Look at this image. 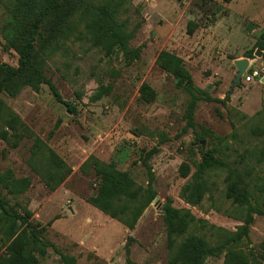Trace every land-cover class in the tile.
I'll list each match as a JSON object with an SVG mask.
<instances>
[{
	"label": "rangeland",
	"instance_id": "1",
	"mask_svg": "<svg viewBox=\"0 0 264 264\" xmlns=\"http://www.w3.org/2000/svg\"><path fill=\"white\" fill-rule=\"evenodd\" d=\"M126 8L122 19L128 30L137 28L130 47L140 49L139 58L128 62L121 53L108 56L89 43L70 41L48 61L46 70L63 103L55 100L46 85L38 92L24 88L15 97H2L24 128L17 138L10 137L9 143L0 138V173L10 169L16 178L31 181L30 188L11 203L31 211L32 220L46 227L43 240L75 257L77 264H169L162 219L167 198L172 199L173 207L188 209L195 218L216 227L234 231L242 224L238 210L223 196L221 175L211 177V196L206 195L201 205L190 206L179 198L189 177L180 178L178 167L189 159L190 147L199 159L198 148L216 146V140L196 142L192 130L183 132L188 96L155 65L162 50L181 57L194 84L211 97L224 99L230 93L225 107L214 102L198 104L196 132L202 127L225 138L229 147L225 154L231 160L264 146V132L253 134L264 131L263 59L254 55L264 30V0H129ZM4 14L0 2V27ZM189 21L196 25L191 36L186 32ZM250 51L249 68L259 76L249 83L242 78L230 91L236 73L233 61L246 58ZM0 61L16 66L17 55L0 47ZM142 83L155 91L152 103L140 100ZM101 86H110V92L99 96ZM64 103L75 107L76 113L71 114ZM160 135L165 137L163 143H159ZM36 140L58 154L71 170L54 191L29 165ZM156 146L158 151L147 164L157 195L134 229H127L87 202L95 194L97 181L91 169L84 172L80 166L90 156L114 162L145 187L147 170L142 159ZM246 163L263 175L264 162L256 165L248 155ZM193 171L191 168V174ZM261 243L264 216L254 215L246 246L259 251ZM37 257L40 264H61L52 248L45 257ZM222 263L223 255L208 258L204 264Z\"/></svg>",
	"mask_w": 264,
	"mask_h": 264
},
{
	"label": "trees",
	"instance_id": "2",
	"mask_svg": "<svg viewBox=\"0 0 264 264\" xmlns=\"http://www.w3.org/2000/svg\"><path fill=\"white\" fill-rule=\"evenodd\" d=\"M129 0H0L5 14L0 27V47L4 52L17 55V65L11 66L0 61V138L10 142L17 138L24 128L20 118L5 104L2 97L17 96L24 88L38 92L46 85L58 103H63L55 84L46 75L48 61L56 56L67 42H86L99 48L106 55L121 53L124 59L132 62L139 58L140 49L130 47L137 28L128 30V23L122 19ZM193 21H189L186 32L193 35ZM255 49L264 52V30L256 42ZM253 51L244 57L251 59ZM155 65L173 78L175 87L187 96L184 111L183 132L192 130L196 142L216 140V146L209 149L190 147V156L178 167L180 178L187 182L180 188L179 198L190 206H199L205 196L210 195L214 186L212 176H223V196L235 207L242 224L234 231L209 224L197 219L188 209L173 207L171 198L162 206V219L165 225L169 264H204L206 259L223 255L222 264H262L264 243L259 251L248 248L250 227L254 215L264 216V170L260 175L255 166L246 163L249 155L256 165L264 162V146L240 155L231 160L225 151L229 147L225 138H220L205 128L196 132L195 112L200 102L218 103L226 106L228 92L224 99L213 98L207 91L194 84L190 72L181 57L173 52L162 50L156 57ZM248 72H253L250 68ZM99 96L110 92V86H101ZM140 100L152 103L155 91L146 83L139 88ZM71 114L75 107L64 103ZM10 131V132H9ZM262 134V129L253 131ZM165 137L160 135V142ZM212 142V143H213ZM12 145H16L14 142ZM224 147V149H223ZM158 146L148 151L142 163L147 170V185L135 182L127 171H121L114 162L105 163L90 156L80 170L91 169L97 181L95 194L88 203L109 218L120 222L127 229H134L139 218L156 197L154 175L147 164ZM32 161V162H31ZM40 164L41 168L36 165ZM32 170L45 185L54 191L70 174L71 170L52 149L36 140L29 161ZM191 168H194L191 174ZM31 186L28 177L16 178L8 169L0 173V264H40L39 258L47 255L48 248L59 256L61 264H77L75 257L62 253L53 244L43 240L46 227L32 220V212L27 208L12 204ZM10 197V198H9ZM212 240V242H211ZM128 252V250H127Z\"/></svg>",
	"mask_w": 264,
	"mask_h": 264
},
{
	"label": "water",
	"instance_id": "3",
	"mask_svg": "<svg viewBox=\"0 0 264 264\" xmlns=\"http://www.w3.org/2000/svg\"><path fill=\"white\" fill-rule=\"evenodd\" d=\"M254 55L256 57L262 58L263 59V63L262 66L264 68V52L260 51V50H256ZM233 65L236 69V73L231 81V88L230 91H232L233 87H236L240 84L241 82V78L243 76V74L248 70L249 66H250V60L247 58H241L238 60L233 61ZM260 82L262 84H264V75L262 76V78L260 79Z\"/></svg>",
	"mask_w": 264,
	"mask_h": 264
},
{
	"label": "built area",
	"instance_id": "4",
	"mask_svg": "<svg viewBox=\"0 0 264 264\" xmlns=\"http://www.w3.org/2000/svg\"><path fill=\"white\" fill-rule=\"evenodd\" d=\"M246 73H249V72L246 71V72L243 74V76H242V78H244V82H245V83L253 82V81H254V78L257 77V76H259V74H258L257 71H253L251 74H247V75H246ZM242 78H241V79H242Z\"/></svg>",
	"mask_w": 264,
	"mask_h": 264
},
{
	"label": "crops",
	"instance_id": "5",
	"mask_svg": "<svg viewBox=\"0 0 264 264\" xmlns=\"http://www.w3.org/2000/svg\"><path fill=\"white\" fill-rule=\"evenodd\" d=\"M240 59V58H239ZM235 61V60H234Z\"/></svg>",
	"mask_w": 264,
	"mask_h": 264
}]
</instances>
